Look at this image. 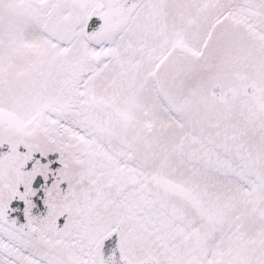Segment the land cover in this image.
<instances>
[{
	"label": "snow or ice",
	"instance_id": "obj_1",
	"mask_svg": "<svg viewBox=\"0 0 264 264\" xmlns=\"http://www.w3.org/2000/svg\"><path fill=\"white\" fill-rule=\"evenodd\" d=\"M0 149V264H264V0H0Z\"/></svg>",
	"mask_w": 264,
	"mask_h": 264
},
{
	"label": "flooded vegetation",
	"instance_id": "obj_2",
	"mask_svg": "<svg viewBox=\"0 0 264 264\" xmlns=\"http://www.w3.org/2000/svg\"><path fill=\"white\" fill-rule=\"evenodd\" d=\"M0 151H3V149H0ZM41 210H42V205L40 206ZM10 208H16L17 210L13 213H11V216L15 217L17 219L18 222L23 223L24 222V218H23V213H22V208L23 205L21 202H16L14 201L11 205ZM33 214H37V211L34 209L33 210ZM62 223V221H61Z\"/></svg>",
	"mask_w": 264,
	"mask_h": 264
},
{
	"label": "water",
	"instance_id": "obj_3",
	"mask_svg": "<svg viewBox=\"0 0 264 264\" xmlns=\"http://www.w3.org/2000/svg\"><path fill=\"white\" fill-rule=\"evenodd\" d=\"M115 246H116L115 238H110L108 241H105L104 247L102 249L103 254L105 256H108L115 248Z\"/></svg>",
	"mask_w": 264,
	"mask_h": 264
}]
</instances>
